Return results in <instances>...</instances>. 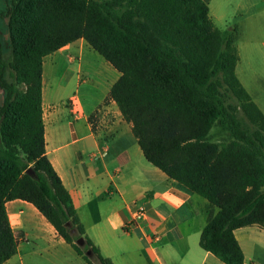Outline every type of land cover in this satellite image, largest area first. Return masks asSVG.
<instances>
[{
  "label": "trees",
  "instance_id": "16d2710c",
  "mask_svg": "<svg viewBox=\"0 0 264 264\" xmlns=\"http://www.w3.org/2000/svg\"><path fill=\"white\" fill-rule=\"evenodd\" d=\"M56 2L6 0L0 12L9 45L7 53L0 38V264L17 252L5 208L14 200L31 204L86 264H111L45 154L43 58L79 39L120 74L108 97L145 160L214 210L199 247L243 264L234 231L264 228V114L235 74L236 31L216 29L202 0H71L73 22L59 19ZM221 89L240 103L243 123ZM219 119L230 145L208 141Z\"/></svg>",
  "mask_w": 264,
  "mask_h": 264
},
{
  "label": "crops",
  "instance_id": "0c3cea01",
  "mask_svg": "<svg viewBox=\"0 0 264 264\" xmlns=\"http://www.w3.org/2000/svg\"><path fill=\"white\" fill-rule=\"evenodd\" d=\"M202 1L216 29L236 31L235 74L264 114V43L238 46L242 32L264 25V0ZM84 51L93 50L79 39L43 58L41 108L46 157L85 234L111 264H222L199 247L210 212L207 202L145 160L131 125L108 97L120 74L103 61L98 79L86 75L80 80L85 78L80 63ZM71 57L78 61L76 66ZM73 98L78 116L67 105ZM19 202L5 204L8 217L17 223L12 232L21 236L16 254L3 264H31L23 259L31 255L45 264H86L31 204ZM138 206L145 208L146 218L126 233L124 226ZM234 236L243 264H264V228H239Z\"/></svg>",
  "mask_w": 264,
  "mask_h": 264
},
{
  "label": "rangeland",
  "instance_id": "374dc122",
  "mask_svg": "<svg viewBox=\"0 0 264 264\" xmlns=\"http://www.w3.org/2000/svg\"><path fill=\"white\" fill-rule=\"evenodd\" d=\"M5 1L6 0H0V12H2L5 9V6H6ZM57 1L58 2H56V6H57V10L60 13L59 19H60V16H62V21H65L67 19H69V22L75 21L76 20L75 19L76 14H77V6L75 4H73L71 2V0H57ZM244 27H248V26L244 25ZM0 38L3 39V43H4V45H6L5 51L8 53L9 52V45H7L8 38H7V34L5 33V22L3 21V19H0ZM262 43H264V25L260 24V25H257L251 33L248 29H247V31L242 32L240 34L238 46L240 48H242L245 44L260 45ZM241 53H242V50H241ZM80 59L79 60H80L81 66L83 68L82 70L85 74V78L82 76L80 78V80L86 79V75H88L87 77L89 78V80L98 79L96 77H99L101 75L102 70L100 68L101 67L100 65L104 60L94 51H91V52L84 51L82 54V57H80ZM70 62L72 65H75V66L78 63V61L74 57L70 58ZM45 64L47 66L49 65L48 60H46ZM254 69H255V66H254ZM262 71L264 73V69H262ZM70 74L71 73H68L67 75H70ZM58 76H59L58 73L55 74L54 80H57ZM75 80H76L75 77L72 78V80H71L72 81V86H71L72 89L75 86V83H76ZM220 92L223 94V101H224L225 105L228 106V108L236 115L237 119L243 123L245 120H244L243 114L240 110V103L237 100H235L228 93H224L223 89H221ZM71 100H74V98ZM71 100L69 102H67V105L69 104V106H70ZM1 102H2V97L0 94V105H1ZM208 141L215 143V144H218L219 146H226V145L232 144L233 139H232V136H231L226 124L223 123L219 119L212 126V128L209 132V135H208ZM19 204L22 206H24V205L26 206V204L24 202H19ZM23 211L26 213L25 209H23ZM212 212H214V210L210 211V213H212ZM14 219L15 218H13L12 215H10L8 217L10 227L11 226L14 227L17 225V223ZM28 224H29L30 228L28 227L27 230L29 231L31 229V227H33L34 225L32 222H30ZM31 234H32V232L29 231L28 236L32 237ZM14 236L18 239V238H20L21 234H16ZM23 259H24V261H27L28 259L30 261L32 260L31 264H45V263H43V261H39L41 259L37 258L34 255L26 256Z\"/></svg>",
  "mask_w": 264,
  "mask_h": 264
},
{
  "label": "built area",
  "instance_id": "2783aa9c",
  "mask_svg": "<svg viewBox=\"0 0 264 264\" xmlns=\"http://www.w3.org/2000/svg\"><path fill=\"white\" fill-rule=\"evenodd\" d=\"M76 107H77L76 101L71 100L70 110L72 115L74 116H78L80 114ZM145 218H146L145 208L143 206H138L135 209L134 214L132 215L130 221L124 226V231L126 233H130L132 230L138 228L144 222Z\"/></svg>",
  "mask_w": 264,
  "mask_h": 264
},
{
  "label": "water",
  "instance_id": "95a60500",
  "mask_svg": "<svg viewBox=\"0 0 264 264\" xmlns=\"http://www.w3.org/2000/svg\"><path fill=\"white\" fill-rule=\"evenodd\" d=\"M76 245L77 246H79V247H82L83 246V241H82V239H78L77 241H76ZM86 256H90V253L89 252H87L86 253Z\"/></svg>",
  "mask_w": 264,
  "mask_h": 264
}]
</instances>
